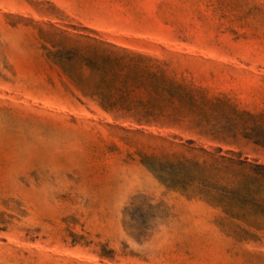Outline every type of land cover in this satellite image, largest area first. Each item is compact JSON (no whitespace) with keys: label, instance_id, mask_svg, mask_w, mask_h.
<instances>
[{"label":"rangeland","instance_id":"374dc122","mask_svg":"<svg viewBox=\"0 0 264 264\" xmlns=\"http://www.w3.org/2000/svg\"><path fill=\"white\" fill-rule=\"evenodd\" d=\"M256 165L264 0H0V264H264Z\"/></svg>","mask_w":264,"mask_h":264},{"label":"trees","instance_id":"16d2710c","mask_svg":"<svg viewBox=\"0 0 264 264\" xmlns=\"http://www.w3.org/2000/svg\"><path fill=\"white\" fill-rule=\"evenodd\" d=\"M87 66L94 69V64H88ZM184 163L191 162L185 161ZM187 164L181 163L178 167H187ZM239 165L252 167L247 160L241 161ZM254 171L255 177L246 176V180L237 185L236 188L219 190L222 193L220 194L219 203L224 208L225 213L232 219L242 221L248 226L258 229L264 222V166L256 165ZM168 176L172 183L170 187L172 189L182 188L189 182H193L192 178L189 179V171L179 172L173 177ZM243 232L247 236H253L248 231L243 230Z\"/></svg>","mask_w":264,"mask_h":264}]
</instances>
